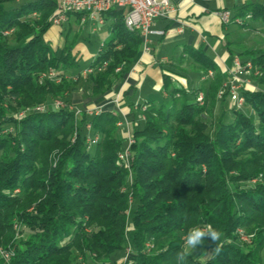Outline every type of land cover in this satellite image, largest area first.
Segmentation results:
<instances>
[{
  "label": "trees",
  "instance_id": "trees-1",
  "mask_svg": "<svg viewBox=\"0 0 264 264\" xmlns=\"http://www.w3.org/2000/svg\"><path fill=\"white\" fill-rule=\"evenodd\" d=\"M10 1L0 0V246L12 256L0 264H75L78 253L115 264L126 247L130 264H177L187 230L208 224L222 234L221 251L215 254L216 245L205 238L210 257L199 263L189 254V264H262L264 49L234 53L226 47L229 62L238 55L258 70L252 87L240 93L245 106L231 108L223 73L202 48H190L202 76L212 71L213 77L191 91L172 86L163 74L167 99L143 111L138 106L144 119L132 118L134 142L122 162L119 117L71 106L80 76L68 73L79 66L74 43L65 40L53 49L44 39L56 2L10 7ZM233 15L244 23L229 25L264 32L250 25H264V3L246 0ZM71 16L79 20L82 14ZM103 17L109 33L89 66L93 98L107 94L130 70L142 42L139 31L125 27L122 10ZM51 68L58 82L38 80ZM197 92L203 104L196 102ZM209 106L217 110L208 124L203 115ZM17 110L22 117L14 115ZM93 136L98 141L90 145L86 139ZM14 224L18 233L27 231L24 239L17 238ZM238 228L253 233L251 244L234 245Z\"/></svg>",
  "mask_w": 264,
  "mask_h": 264
},
{
  "label": "crops",
  "instance_id": "crops-1",
  "mask_svg": "<svg viewBox=\"0 0 264 264\" xmlns=\"http://www.w3.org/2000/svg\"><path fill=\"white\" fill-rule=\"evenodd\" d=\"M33 1L38 0H13L9 2V6L16 7ZM169 1L175 11L168 17L156 19L151 25L153 31L162 33L148 35V50H144L141 42L130 70L114 83L107 94L91 97L87 92L89 84L78 86L77 90L70 94L74 109L99 107L102 111L115 113L123 123L119 127V134L126 142L130 121L134 118L138 106H157L167 99L166 92L162 90L163 74L170 76L172 86L185 90L192 91L204 83L202 71L190 55V48H202L222 74L230 65L226 47L237 53L248 49L250 44L247 30L234 25H224L219 17L222 10H229L233 14V10L246 0ZM106 25L105 22L95 25L88 20L82 22L81 18L76 20L71 16L62 26L51 25L45 32L44 39L53 49H57L61 48L65 40L69 41L72 37V41H75L80 37L81 41L74 47L77 57L79 47H82L81 42L90 36H98L100 45L103 43L109 33ZM62 34H65V38L59 46ZM169 67L180 71L184 77L169 72ZM193 74H196L195 83H189L187 77ZM262 253L261 258L264 255Z\"/></svg>",
  "mask_w": 264,
  "mask_h": 264
},
{
  "label": "built area",
  "instance_id": "built-area-1",
  "mask_svg": "<svg viewBox=\"0 0 264 264\" xmlns=\"http://www.w3.org/2000/svg\"><path fill=\"white\" fill-rule=\"evenodd\" d=\"M57 13L55 14L54 21L52 25L60 26L66 19L67 14L81 13V21L86 20L93 22V24H102L104 22L103 15L110 9H120L123 11V19L129 20L131 25L135 26L136 29L141 31L142 43L144 50H148V35L156 32L151 29V25L156 19L165 18L170 16L174 11L173 5L169 0H56ZM35 15V14H34ZM221 22L224 25L234 24L238 26V21H244L241 17H234V15L229 10H222L219 13ZM246 19L250 18V15H246ZM10 32V30L5 31L4 34ZM248 59H242L238 55H234L231 59L230 65L224 70L223 74L227 77V87L225 91L228 96L229 106L232 108H242L245 103L242 101L234 100V93H242L243 89L252 87L251 77L252 75H257L258 71L249 70ZM91 71H82L81 75L89 74ZM58 73L54 69H49L39 76L42 81L49 79L55 82L59 81ZM210 78L208 73L202 77L203 80ZM203 104V98L195 99ZM56 106L63 107L62 102L54 101ZM97 108L94 107L86 109L88 114L94 113ZM145 109V107H142ZM42 109H37L41 111ZM99 110V109H98ZM17 117H22V115H16ZM144 119V118H139ZM123 123L120 122V126ZM130 126V125H129ZM87 139H93L92 137H87ZM86 139V142H87ZM127 146L120 151V153L125 150H129L130 144L134 141L129 136ZM240 233L243 237V241L250 243L253 238V233H246L244 229L241 228ZM0 250H4V261H9V255L7 254V249L2 245ZM128 251H131L130 247H127ZM129 257H125L122 264H130Z\"/></svg>",
  "mask_w": 264,
  "mask_h": 264
},
{
  "label": "rangeland",
  "instance_id": "rangeland-1",
  "mask_svg": "<svg viewBox=\"0 0 264 264\" xmlns=\"http://www.w3.org/2000/svg\"><path fill=\"white\" fill-rule=\"evenodd\" d=\"M251 1H257V2H260V3H264V0H251ZM9 4H11V3L8 2L6 5L9 6ZM230 4L231 3H229V5ZM250 25H253V26H256L257 25L258 26L257 28L264 27V25H262V23H260V22L259 23L258 22H256V23L251 22ZM10 30H12V29H10ZM10 33H8V34H10ZM247 33H248V36H249V39H250V41H249L250 44H249V46H247L248 49H251V50L264 49V32H258V31H254L253 30V31H248ZM64 36H65V34H62V37H61L62 39H60L59 46H60V44H63L62 41L65 38ZM236 39H239V38H236ZM80 41H81V38L80 37H78L75 41H73L74 47ZM69 42L70 43L72 42V37L70 38ZM9 43L10 44H13V41L11 40V41H9ZM81 43H82V47H79V50L77 52L78 53L77 54V57L79 56L78 57V59H79V66L76 69H70L69 72H68V73H73L72 76L75 75L76 73L80 74V76L77 78L78 86L89 84L88 74L81 75V72L82 71H89V70L92 71V69L89 68V66L94 61V58L96 56V52H97L98 47L100 45V41H99L98 36L94 35V36H90L89 39H86L85 41H82ZM72 76H70V77H72ZM195 77H196V74H193L191 76H188L187 77V81L189 83H191V82H194L195 83ZM212 77H213V72H212V75H211L210 78H212ZM226 78H227L226 77V74H223V80H222L223 90H224V87H225L224 84L226 82L225 81ZM39 79H40V76H38V80ZM56 101L61 102L60 100H56ZM71 106H72V104H71ZM143 106H146V105H143ZM38 108H43V106L37 107L36 109H38ZM98 109L99 108H97V110L94 113L99 112L100 109L99 110ZM208 109L210 110V112H207L205 115H203V120H205L206 123L209 124L210 122H212V120L215 119L214 116H215L217 107L215 106L214 108L213 107L211 108L209 106ZM77 110H79V109H77ZM141 111H143L142 108H141ZM19 112L20 111L14 113V115H22L23 114L22 112L21 113H19ZM134 115L136 116V121L137 122L140 121L139 118H144V116L142 114H139L138 111H136ZM130 122H132V120ZM117 125H118V127H121L120 126V122H118ZM130 129H131V126H130ZM207 132L208 133L210 132V128L209 127H208ZM92 138H95L96 139V142L98 141V136H93ZM123 142H124L123 143V146L126 147L127 144H128V140H127V142L125 140ZM87 143H89L90 145H93V143L88 142V139H87ZM117 158L120 160V158L118 157V155H117ZM120 161L125 162V159L124 160L121 159ZM254 183L255 182L252 181V182L248 183L247 185H250V184L252 185ZM131 201H132V199H131V197H129V203H131ZM129 216H130V212H129ZM15 225H17V224H14V226ZM14 226H13V229L15 230L16 235H17V233L19 231H21V229L19 231H17ZM17 226L19 227V225H17ZM240 230H241V228H238L236 230V235H237V238L238 239H236L233 242L234 245H240V244H244V243L245 244H251V242L250 243H247V242L243 241V237H242V235L240 233ZM26 235H27V231H22L21 233H18L17 238L18 239H24L26 237ZM203 246H204V244H203ZM203 246H198V248L193 252V254H190V259L191 260H194L196 262L202 263V262L206 261L210 257L211 251L205 250ZM9 250H11V249H9ZM262 254H264V253H262ZM75 255H76L75 264H102V261H103V260H91L87 254H85V255L82 254L81 255V254L78 253V254H75ZM130 255H131V251H128L127 250V247H126L125 250H124V252H123V254H120V256H116V257L113 258L115 260V264H122L123 261H124V258L125 257H129L130 258ZM10 258H9V260H10ZM3 259H4V257L1 258V256H0L1 263H2V261H4ZM4 262L6 263V261H4ZM262 264H264V255H262Z\"/></svg>",
  "mask_w": 264,
  "mask_h": 264
},
{
  "label": "clouds",
  "instance_id": "clouds-1",
  "mask_svg": "<svg viewBox=\"0 0 264 264\" xmlns=\"http://www.w3.org/2000/svg\"><path fill=\"white\" fill-rule=\"evenodd\" d=\"M205 238L210 239L216 245L215 254H219L222 248L220 243L222 234L215 229L211 224L201 226H193L187 230L183 237V244L176 253L177 264H189V254L203 246Z\"/></svg>",
  "mask_w": 264,
  "mask_h": 264
},
{
  "label": "bare ground",
  "instance_id": "bare-ground-1",
  "mask_svg": "<svg viewBox=\"0 0 264 264\" xmlns=\"http://www.w3.org/2000/svg\"><path fill=\"white\" fill-rule=\"evenodd\" d=\"M54 1L56 2V0H54ZM56 13H57V7H56V9H55V14H56ZM54 18H55V15H54V17H53V19H52V22L54 21ZM243 23H244V21H238V26L242 25ZM124 25H125V27H126L128 30H130V31H135V30H137V31H139L140 34H141V31H140L139 29H136L135 26L131 25V23H130L129 20H124ZM10 32H11V30H10ZM10 32H8V33H10ZM8 33H6V34H8ZM250 60H251V59H250ZM255 67H256V66H255ZM255 67H254V65H253V61H252V62L249 61V70H250V71H258L257 69H254ZM89 71H90V70H89ZM207 73H208V76L211 77L212 72H211V71H208ZM225 81H226V82H225L224 86L227 87V78H226ZM197 93H198V92H197ZM201 98H203V95H202L201 92H199V93L197 94V96H196L195 99H201ZM234 100L242 101L243 103H245L244 97H243L240 93H234ZM196 102H197V103H201V102H199L198 100H196ZM62 104H63V103H62ZM142 107H145V106H142ZM38 109H42V108H38ZM36 110H37V109H36ZM143 110H144V109H143ZM88 142H91V143L94 144V143H96V139H95V138H93V139H88ZM128 155H129V150H125L124 152L119 153V154H118V157H119L120 159L124 160V159H127ZM14 227H15V229H16L17 231H19V230L21 229L20 226L18 227L17 225H15ZM7 254L9 255V258L12 256V252H11L10 250H7ZM0 256H1V258L4 257V250H0Z\"/></svg>",
  "mask_w": 264,
  "mask_h": 264
}]
</instances>
